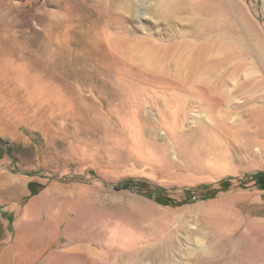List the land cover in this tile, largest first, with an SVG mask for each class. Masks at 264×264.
<instances>
[{"label":"rangeland","instance_id":"1","mask_svg":"<svg viewBox=\"0 0 264 264\" xmlns=\"http://www.w3.org/2000/svg\"><path fill=\"white\" fill-rule=\"evenodd\" d=\"M90 1L0 0L1 264L23 261L28 238L45 237L49 258L82 244L90 264H264V177L249 176L264 173V121L195 104L180 120L171 106L134 113L137 99L116 79L117 93L83 83L82 69L120 60L98 37ZM133 1L122 15L134 35L178 51L175 35L191 16L167 22L149 9L157 0ZM209 4L251 51L264 50V0ZM11 32L32 60L28 82L2 47ZM40 79L48 90H36ZM156 253L169 258L153 261Z\"/></svg>","mask_w":264,"mask_h":264},{"label":"bare ground","instance_id":"2","mask_svg":"<svg viewBox=\"0 0 264 264\" xmlns=\"http://www.w3.org/2000/svg\"><path fill=\"white\" fill-rule=\"evenodd\" d=\"M209 1L157 0L149 7L152 14L167 22L179 15H190L192 18L189 28L176 33L175 37L181 40L178 41V51L170 55L174 46L159 45L147 35H134L127 27L131 20L124 17L122 11L130 13L135 7L133 0H91L88 2L89 11L101 17L99 21L93 18L95 28L100 30L98 37L106 35L108 50L117 53L120 60L105 65L96 62L91 69L81 68L76 75L98 91L115 93L117 90L109 78L116 79L122 85H116L121 95L137 99L130 106L134 113L144 112L147 103L160 108L171 106L177 120H180L188 107L195 104L201 110L210 109L225 114L245 108L255 121L263 122L264 50L254 46L255 42H250L256 53L251 51L236 23L229 16L223 21L218 6H210ZM241 11L243 16L240 21L243 23L249 18L244 10ZM7 37L1 41L2 47L12 63L22 64L20 69H16L17 75L28 82V72L30 74L31 71L28 70V62L32 60L13 32ZM81 45L86 48L83 41ZM169 56H173V65L161 61ZM36 67L53 78V71L48 65L42 63L36 64ZM104 75L106 77L102 78ZM40 80L43 84L38 88L34 86L36 90H48L51 84L49 86V83ZM168 93L171 97L165 96ZM239 94L245 96L241 102L235 99ZM160 100L162 103H159ZM157 258L167 260L169 255L163 257L156 253L152 260Z\"/></svg>","mask_w":264,"mask_h":264},{"label":"crops","instance_id":"3","mask_svg":"<svg viewBox=\"0 0 264 264\" xmlns=\"http://www.w3.org/2000/svg\"><path fill=\"white\" fill-rule=\"evenodd\" d=\"M48 245L46 237L36 245L28 238V255L23 261L4 262L3 264H90V256L93 251L86 245H69L51 258L48 256Z\"/></svg>","mask_w":264,"mask_h":264},{"label":"trees","instance_id":"4","mask_svg":"<svg viewBox=\"0 0 264 264\" xmlns=\"http://www.w3.org/2000/svg\"><path fill=\"white\" fill-rule=\"evenodd\" d=\"M249 176H250V179H259V178L264 177V173H259V174L253 173V174H251ZM116 186H119V185H116ZM122 186L123 187H127V183L126 184L123 183Z\"/></svg>","mask_w":264,"mask_h":264}]
</instances>
